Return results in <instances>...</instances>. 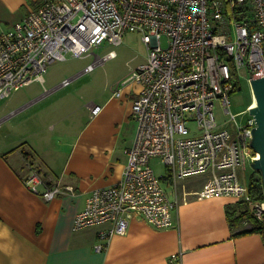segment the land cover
<instances>
[{"label":"built area","instance_id":"obj_1","mask_svg":"<svg viewBox=\"0 0 264 264\" xmlns=\"http://www.w3.org/2000/svg\"><path fill=\"white\" fill-rule=\"evenodd\" d=\"M232 24L235 37L229 41ZM126 31L139 32L148 49L147 60L121 81L140 85L133 102L136 134L120 181L90 193L74 228L103 227L95 245L101 251L111 236L126 233L135 217L156 228L172 227L178 200L155 173L154 157L168 168L164 180L170 183L209 175L199 190L185 191L184 200L190 193L233 197L264 220V199L253 198L239 174L259 157L251 147L256 119L250 113L246 125L230 128L215 114L216 101L230 113V94L239 87L243 67L250 82L264 77V0H44L0 30V100L43 81L48 65L68 53L81 57L104 42L121 45ZM115 56L110 50L102 59ZM95 66L96 61L89 63L83 72ZM256 105L253 95L243 112ZM91 110L96 115L102 105ZM235 119L231 114L229 121ZM24 183L47 200L75 191L72 184L48 182L36 168Z\"/></svg>","mask_w":264,"mask_h":264},{"label":"crops","instance_id":"obj_2","mask_svg":"<svg viewBox=\"0 0 264 264\" xmlns=\"http://www.w3.org/2000/svg\"><path fill=\"white\" fill-rule=\"evenodd\" d=\"M130 73L112 93L103 90L95 102L75 107L58 93L64 79L49 89L15 93L20 88L0 103V264H264V234H237L251 228L245 218L231 224L228 209L234 210L237 199L193 193L183 199L185 191L199 190L208 174L191 186L170 183L178 200L172 227L156 228L135 217L128 231L111 236L101 251L95 245L103 227L74 228L90 193L122 177L126 149L136 134L131 114L140 90L136 82L122 86ZM45 81L44 76L30 85ZM95 104L102 105L96 115ZM69 119L75 128L71 138ZM32 168L48 182L74 185L75 191L51 200L33 193L24 183ZM245 170L239 174L248 182ZM174 253L178 256L171 260Z\"/></svg>","mask_w":264,"mask_h":264},{"label":"rangeland","instance_id":"obj_3","mask_svg":"<svg viewBox=\"0 0 264 264\" xmlns=\"http://www.w3.org/2000/svg\"><path fill=\"white\" fill-rule=\"evenodd\" d=\"M43 2L44 0H0V30L11 27L19 20L21 15L37 8L38 5ZM231 29V33L228 34L229 41L233 40L235 37V27L233 24ZM138 33L139 32L126 31L121 45L104 42L99 47H94L89 53L81 57L68 53L65 59H57L48 65L44 75L46 81L43 84L35 82L31 85H25L15 93L22 94L24 91H39L41 89L43 90V88L49 89L59 85L63 79L73 77L68 85L58 86V93L70 98V104H72L73 107H75L74 104L77 102L80 105L89 100L95 102L97 93L103 90L107 93H112L116 89L117 82L120 79L125 77L140 63L146 61L148 49L142 40L141 34ZM110 49L116 51V56L100 62L104 54ZM97 59L100 60L99 62L96 61V66L92 71L83 72L85 66ZM247 73L248 70L245 67L240 70L238 78L239 87L230 94L231 104L229 110L231 114L236 115L234 121H229L231 114L224 111V107L219 101L215 103L217 122L227 124L230 128L246 125L250 116V112H243L253 99L252 84L248 79L249 75ZM7 99L0 100V103L5 104ZM131 116L133 117V105ZM132 119H134V117ZM68 123L70 125L68 135L71 138L75 133V128L72 127L74 121L69 119ZM192 129L195 130L193 127ZM151 165L157 176L162 179V184L170 194L169 196L175 199L172 193L174 186H171L170 182L164 180V176H167L169 173L166 165L159 157L152 158ZM254 171L252 162L248 160L245 170V179H248V182ZM206 174L207 173H203L179 179L176 182V186L181 187L182 183H185L186 186H191L198 179L206 176ZM246 219L247 218H245V220Z\"/></svg>","mask_w":264,"mask_h":264},{"label":"water","instance_id":"obj_4","mask_svg":"<svg viewBox=\"0 0 264 264\" xmlns=\"http://www.w3.org/2000/svg\"><path fill=\"white\" fill-rule=\"evenodd\" d=\"M251 84L257 102V105L250 110L256 119V126L252 130L251 147L259 154V157L252 162V167L257 170V179L264 188V77L252 78Z\"/></svg>","mask_w":264,"mask_h":264},{"label":"trees","instance_id":"obj_5","mask_svg":"<svg viewBox=\"0 0 264 264\" xmlns=\"http://www.w3.org/2000/svg\"><path fill=\"white\" fill-rule=\"evenodd\" d=\"M257 173H258L257 170H255L250 176L249 182H247L249 186V192L253 196V198L264 199V188L257 179L258 178ZM234 207H235L234 210L232 209L233 212L230 209H228V212L232 216L230 219L231 224L233 223L234 219L247 218L252 225L249 230L242 229L237 234H245L249 232H260L264 234V220H259L256 217H254L247 203L243 201H238L235 203Z\"/></svg>","mask_w":264,"mask_h":264}]
</instances>
